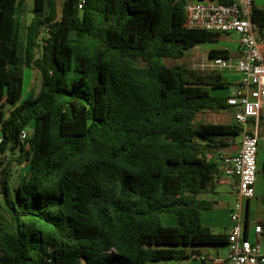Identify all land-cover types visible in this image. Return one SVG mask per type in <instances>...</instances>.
Returning a JSON list of instances; mask_svg holds the SVG:
<instances>
[{
    "label": "trees",
    "instance_id": "trees-1",
    "mask_svg": "<svg viewBox=\"0 0 264 264\" xmlns=\"http://www.w3.org/2000/svg\"><path fill=\"white\" fill-rule=\"evenodd\" d=\"M186 2L33 0L28 21L26 0H0V264H151L227 244L199 195L241 127L194 122L231 107L222 73L164 62L219 40L187 27ZM252 19L261 31L264 9ZM25 68L40 88L21 100ZM14 160L28 170L15 188Z\"/></svg>",
    "mask_w": 264,
    "mask_h": 264
},
{
    "label": "built area",
    "instance_id": "built-area-1",
    "mask_svg": "<svg viewBox=\"0 0 264 264\" xmlns=\"http://www.w3.org/2000/svg\"><path fill=\"white\" fill-rule=\"evenodd\" d=\"M253 7L252 0H187L185 4L188 28L220 35L235 34L240 47V57L236 60L212 57L208 59V69H205L231 70L238 75L237 86L228 96L227 104L235 109L233 117L241 132L238 150L234 154L219 156L218 178H233L236 193L230 214L232 224L226 244L227 254L203 264H264L262 226H255L257 239L251 242L243 234L241 214V201L255 194L259 120L264 107V37L252 19ZM30 133L28 128H23L19 139L27 140Z\"/></svg>",
    "mask_w": 264,
    "mask_h": 264
},
{
    "label": "crops",
    "instance_id": "crops-1",
    "mask_svg": "<svg viewBox=\"0 0 264 264\" xmlns=\"http://www.w3.org/2000/svg\"><path fill=\"white\" fill-rule=\"evenodd\" d=\"M253 6L256 8L264 9V0H252ZM261 34L264 37V27L261 30ZM220 45L214 48H224L230 51L231 60H236L240 57V47L238 44V37L235 34H221L217 41ZM227 81H231L229 88L220 90L222 94L230 95L238 83V75L234 72L230 75ZM235 109L230 107L227 110L208 111L204 110L197 113L194 122L195 124L201 123H220V124H234L233 117ZM264 107L262 108V113ZM208 117V119H207ZM259 145L257 152V173L255 180V194L252 198L243 199L242 202V224L243 234L251 242L257 239V234L254 229L255 226L261 224L262 232L261 236L264 238V117L259 120ZM240 137H236L230 141L220 151V156L234 154L239 147ZM234 179L220 177L213 180L209 185L208 190L199 195L200 198L213 200L214 204L212 208L201 211V222L215 233H228L231 228V209L236 201V193L234 189ZM169 225H175V220L171 216L168 217ZM189 253L190 257L182 261H161L151 264H203L209 259L214 257L224 258L227 254L226 245H196V246H183Z\"/></svg>",
    "mask_w": 264,
    "mask_h": 264
},
{
    "label": "rangeland",
    "instance_id": "rangeland-1",
    "mask_svg": "<svg viewBox=\"0 0 264 264\" xmlns=\"http://www.w3.org/2000/svg\"><path fill=\"white\" fill-rule=\"evenodd\" d=\"M26 3L28 5L29 12L27 13V18L29 21L32 15L30 10L32 9V6H33V0H26ZM217 45H220V44L217 42L199 43L194 48H192L191 51L185 57H182L179 59H165L164 62L168 66H173L176 64H183L193 69L205 70V69H208V66H207L208 59H209L208 52L211 48H214ZM219 72L222 73L226 78H230V79H231L230 75H233L234 73V71H231V70H222ZM229 83L231 85V81ZM39 88H40L39 72L31 68H25L24 69L23 95H22L21 100L28 98L30 95L37 94L39 91ZM12 156L14 155H10V157ZM1 157H5L4 162L8 163L7 152L2 154ZM8 169H9L10 184L13 188H15L18 184H20L28 173L27 164L26 163L19 164L15 160L9 162ZM1 177H3V175H1ZM170 216L174 218V220L176 221V217L174 215L167 214V215L162 216V221L164 224L169 225L168 217ZM176 224L177 222H175V225Z\"/></svg>",
    "mask_w": 264,
    "mask_h": 264
}]
</instances>
